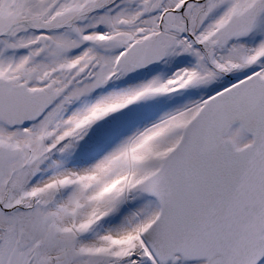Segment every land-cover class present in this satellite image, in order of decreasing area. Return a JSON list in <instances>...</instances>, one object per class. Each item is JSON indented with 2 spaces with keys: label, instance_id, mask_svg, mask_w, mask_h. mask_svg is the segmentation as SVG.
I'll return each mask as SVG.
<instances>
[{
  "label": "snow or ice",
  "instance_id": "obj_1",
  "mask_svg": "<svg viewBox=\"0 0 264 264\" xmlns=\"http://www.w3.org/2000/svg\"><path fill=\"white\" fill-rule=\"evenodd\" d=\"M0 264H264V0H0Z\"/></svg>",
  "mask_w": 264,
  "mask_h": 264
}]
</instances>
